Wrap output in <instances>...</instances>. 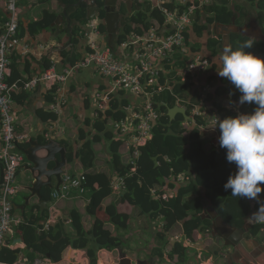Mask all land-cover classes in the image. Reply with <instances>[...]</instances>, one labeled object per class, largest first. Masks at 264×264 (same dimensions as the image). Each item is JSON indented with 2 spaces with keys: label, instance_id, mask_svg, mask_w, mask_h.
<instances>
[{
  "label": "trees",
  "instance_id": "obj_1",
  "mask_svg": "<svg viewBox=\"0 0 264 264\" xmlns=\"http://www.w3.org/2000/svg\"><path fill=\"white\" fill-rule=\"evenodd\" d=\"M57 1L63 4V9H66L70 21L85 26L89 20L85 3L79 4L80 0ZM230 1L213 0V3L197 10L195 21L185 32L188 54H202L211 61V71L207 78L214 85L215 92L208 94L207 102L217 98L225 104L229 100V94L237 92L234 85L216 73V58L223 48V39L221 36L213 34L209 29L210 26L217 23L227 26L234 23L238 26L244 25L243 20L248 11L238 6L232 7ZM249 1L257 6L258 20L260 25L264 26V1ZM21 3L29 4V0H18V5ZM165 6L169 9H183L182 6L177 5L175 0H165ZM57 15L58 12L45 10L39 19L31 21L28 26L29 32L34 35L45 29L55 30L56 28H53L52 24L56 22ZM101 17L104 18V15ZM7 18L6 8L3 9L0 5V37L5 32ZM164 21V14L154 6L153 0L139 2L129 23H123L118 28V33L114 35L111 45H109L106 28L101 23L100 29L103 35L101 45L110 47L117 54L121 45L131 34L143 35L152 27L161 28ZM24 32L25 28L20 23L17 32L18 39L21 40ZM69 32L71 49L66 51L64 48L60 52L67 65H75L87 53L88 46L79 25L72 27ZM205 33H208L207 36L204 35ZM247 39L249 38L240 33L232 32L230 45L235 49ZM83 42L85 53L81 57L76 48ZM246 51L264 57V42L256 41L254 46ZM28 61V58H23L17 52L12 55L11 74L8 77L10 83L40 74L45 70L28 75ZM169 86L170 88L164 89L154 96L159 118L153 128L152 138L140 148V154L135 159V164L130 163L132 149H128L124 139L117 138L114 130L110 127L112 121L121 120L126 116L123 109V106H127L129 103L126 98L120 101L111 96L107 111L100 112V116L96 120L87 121V125L92 126L94 131L87 132L84 128L79 129V140L83 141L82 144L72 142L71 139L61 141L67 149V165L78 161L85 170L88 189L95 194L90 203L82 210L76 207L71 210L69 207H62L61 210L65 216L50 224L47 229L44 228V224L40 223L48 218L47 210L42 211L41 214L35 213L33 207L29 212L23 214V222L19 229L23 232V240L26 244L25 253L31 262L35 259V253L40 252L50 255V259L57 263L63 259L68 248H73L86 250L89 264H98V250H121L124 242L115 234L110 222L93 213L100 203H103L105 215L110 220H116L118 217L121 201L133 206V215L145 218L147 225H152L155 228V254L161 261H166L167 253L171 260L178 258L177 264L186 261L187 249L174 239L176 236L185 234L186 237L194 240L196 239L195 231L199 233L211 232L210 225L204 222L200 216L201 208L205 202L216 207L220 216L236 227H242L247 215L252 210L257 211L261 204H264V189L258 194V200L253 205L245 198L227 196L223 190V183L237 169L235 164L227 162L226 150L220 145L217 147L213 145L214 136L212 137L211 133L207 134L209 135L208 140L203 139L205 133L201 127H212L209 121L200 116L195 118V122L186 121L182 114H178L174 119L169 116V110L177 106L178 98H192L193 102H197L199 92L193 94L191 86L179 80H172ZM57 91L58 87H53L49 91L51 103L55 101ZM20 92L28 91L16 92L15 100L19 97ZM185 106L188 108V115L191 116V107L186 103ZM239 106L243 113H250L256 107L254 104H240ZM210 112L217 117L218 121L228 116L238 115L234 108L226 107V105L220 106L214 114L212 110ZM42 116L45 120L55 121L58 119L56 112H43ZM184 122L186 124H183ZM40 139L42 142L48 141L43 135ZM28 146L29 143L20 145L21 151ZM134 167L135 169L132 170ZM179 174L189 176L190 180L185 183L175 182V177ZM116 176H123L126 184V189L118 194L114 193L111 187V181ZM2 180L3 166L1 164L0 184ZM165 189L171 193L175 192L167 200L156 198L152 193L153 190L163 193L167 191ZM51 191L50 188H44L43 197L50 199ZM191 194H198L199 197L184 202V199ZM64 202L65 200L60 201L58 207ZM66 202L69 201L66 200ZM193 211L194 213L191 214ZM88 218H91L92 221L90 230L85 227ZM65 220H71L75 228V236L67 233ZM180 222H183V228L180 226ZM263 228V223L254 221L249 229V236H258L262 233ZM19 253L20 249L6 244L0 252V259L6 263H13L18 259Z\"/></svg>",
  "mask_w": 264,
  "mask_h": 264
},
{
  "label": "built area",
  "instance_id": "obj_2",
  "mask_svg": "<svg viewBox=\"0 0 264 264\" xmlns=\"http://www.w3.org/2000/svg\"><path fill=\"white\" fill-rule=\"evenodd\" d=\"M153 1L154 6L165 16L163 26L161 28L152 27L143 35L131 34L120 47L125 54L111 56V49L102 47L103 35L100 29L102 22L95 17L89 19L82 29L88 51L79 62L75 65L64 66L62 69L52 62L42 73L10 83L8 77L11 74V58L21 44V40L17 37L20 12L18 0H6L5 8L8 18L5 21V32L0 37V163L3 166V180L0 184V252L6 245L13 226H20L23 222L22 218L15 214V197L19 193L17 183L19 170L27 163V158L21 151L20 145L28 143L31 137L28 132H20L16 127L14 107L16 92L33 91L42 84L50 88L58 87L60 91L61 86L77 71L94 67L101 75L109 78L114 87L111 93H96L95 119L100 116V112L107 111L112 98L111 94L116 89L133 94L138 98L136 103L124 107L126 116L123 119L110 123L116 137L123 138L127 148L132 149L130 163L135 164L140 148L152 138L153 128L159 118L154 96L170 88L169 83L172 80H179L190 85L192 80L207 75L211 71L209 58L202 54H188L185 32L195 21L197 10L213 3V0H175L177 5L182 6L181 10L179 8L169 9L165 6V0ZM212 89L213 86L208 80L202 88H199L197 102H193L192 98H189L190 100L178 98L177 106L185 107L187 112L188 108L185 103L191 107V116L186 121L195 122L197 116L209 121L212 127L202 126L201 128L206 135L211 133L212 137L214 136L212 143L217 147L220 131L218 127L213 128L216 127L218 119L210 114L207 103H205ZM239 105L236 97L230 98L228 107L234 108L237 114L243 113ZM46 135L48 140L53 136L52 133ZM134 169L135 167L132 170ZM62 180V185L58 189H52L50 194L49 202L52 204V212L57 209L60 201L82 197L89 190L84 171L77 173L65 170ZM189 180L190 177L185 174L175 177L177 183H185ZM111 187L116 194L123 192L126 189L125 178L116 176L111 181ZM165 190L167 191L163 193L153 190L152 193L156 198L167 200L174 193L168 189ZM174 239L188 246L193 245L192 239L184 234ZM0 264L32 263L22 258L13 263H6L0 259Z\"/></svg>",
  "mask_w": 264,
  "mask_h": 264
},
{
  "label": "crops",
  "instance_id": "obj_3",
  "mask_svg": "<svg viewBox=\"0 0 264 264\" xmlns=\"http://www.w3.org/2000/svg\"><path fill=\"white\" fill-rule=\"evenodd\" d=\"M230 3L232 7L238 6L241 8H245L248 11L247 15L245 16L246 18H244L243 20L244 25L247 24V17H252V19L255 22L256 21L259 22L257 17L258 8L256 5L251 4L249 0H231ZM5 4H6V0H0V5L2 6L3 9H5ZM47 9L54 13L58 12V15L64 16L61 25L58 26L52 24V27L56 28L55 30L45 29L42 30L41 32L39 31L38 33L32 35L28 30L29 24L31 23V21H35L39 19L44 13V11ZM251 9H253L255 14L252 13ZM19 12H20L19 13L20 23L25 28V32L23 37L21 38V44L16 49L15 52L20 54L23 58L29 59L28 61L29 66L27 68L28 75L43 71L44 69L48 68L52 64V62H55L60 69L66 66L67 64L64 62L60 51L61 49L64 48H66V51L71 49V44L69 45L71 39L69 30L72 29V27H77L78 25L80 30H82V28L84 27L75 21H70V19L67 17L68 14L64 15L66 9H63V4H61L57 0H29V4L21 3L19 5ZM214 26H216L215 35L221 36L223 41H224V35L226 33H229L231 37V33L234 32L230 28H228L227 25L217 23ZM261 27L263 28L264 31V26L261 25ZM84 46L85 44L83 42L82 45L79 44L76 48V50L81 54V57L85 53ZM117 54H125V52L122 48H120ZM217 58H216V64L218 68L219 65L217 63ZM216 73L218 74L217 69H216ZM207 75L196 78L190 82V86L192 88L193 94L194 93L196 94L199 88H202L205 82L209 80L207 78ZM212 86L213 89L211 90V92L213 93L215 92V88L214 85ZM113 88L114 87L112 81L109 78L101 75L94 67H88V68L80 69L78 72L73 74L72 77L66 83H64L61 86V90L60 91L58 90L56 92V99L53 103H51L50 100L51 96H49L50 95L49 91L52 88L44 84L40 85L33 91L20 92L18 95L19 97H17L14 104L15 112H16V127L20 132L26 131L30 134L31 138L36 139L40 142H42L40 139L42 138V135L45 136L46 138L47 133H52L53 136L51 139L57 140L60 143V145L63 146L64 148L66 147L61 143V141L63 140L71 139L72 142H77L78 144H82L83 141L79 140L80 137L79 129L84 128L87 132L94 131L92 126L87 125V121L96 120L94 117L95 109H96V105H95L96 93L97 92L111 93ZM238 93L239 92L237 91L234 94H229V100L226 103L229 104L230 98L238 97L237 96ZM111 96H114L120 101L126 98L127 100H129L128 103L129 105L134 104L138 101V98L133 94H130L125 91H120L118 89H116L111 94ZM214 101H216V99ZM205 103L209 105V102H207V100L205 101ZM221 103L222 105L226 104V103L223 104V102ZM228 104L226 105V107L228 106ZM124 107L125 106H123V109ZM212 111L213 114L216 113L215 108H212ZM43 112H56L58 115V119L55 121L45 120L43 119L42 116ZM204 135L206 136V134ZM205 136H203V139L208 140V136L206 137ZM58 158H60V155H58ZM51 165L54 166V163H52ZM65 170H69L77 173L82 171L85 172L84 168L81 167L78 161H76L72 165L69 166L66 165ZM17 183L19 186V193L15 197V214L18 217L22 218L23 214L29 212L30 209H32L33 207L35 213L41 214L42 210H40L41 208H39L40 207L39 198L32 197L29 200V204H27L26 202V198L30 196V192L26 188V186L29 184V178L24 167H22L19 170ZM53 183L54 185H56L57 180L53 179ZM94 194L95 193H93L91 190H88L87 193L82 197L70 199L68 200L69 201L68 203L65 200V202L60 207H57V209H55L53 212L51 211L52 204L49 202V208L46 209L49 214L48 218L46 219V221L42 220L40 223L44 224V228L46 229L48 222H50L49 224H52L62 219L65 216L62 213L61 210L62 207H69L70 210L76 207L82 210L90 203V200ZM257 200L258 199H252L251 200L252 204H255ZM210 207H214V206L210 205L208 202H205L201 208L200 213L202 212L204 213V211L206 212V209ZM93 213L109 221L114 229L115 234L119 236L124 242L123 248L118 251L98 250V264H119L121 251L126 252L128 249H131L129 247L130 245L134 244V240L137 236L156 235V232L155 234H152L153 230L155 231V228H153L152 225H148L146 229H140L137 222L140 220H144L145 218H140L139 216L136 217L135 215H133V206L123 201H121V205L119 208V215L116 218V220L114 219L110 220L109 217H106L103 203H100L96 207ZM86 220L87 221L85 222L86 225L85 227L87 230H90L92 226L91 218H88ZM248 222L250 223V228H251L254 219L251 218V220L250 221L248 220ZM65 223H66L65 225H66L67 233L71 234L72 236H75V228L71 220H65ZM139 223H142V221H140ZM179 224L181 227L183 226L182 222H180ZM19 228L20 227L17 225L13 226L12 231L10 232L7 238L6 244H10L15 249H20V253L18 254V259L25 258L29 262H31L25 253L26 244L23 240V232ZM211 230L213 229L211 228ZM211 234L209 233L201 234L198 231H195L194 236L196 237V239H194L195 241L192 240L193 245L191 246L185 245L184 243L178 241L187 249L186 252L187 259L182 264H230L227 258V256L230 254L224 255L225 253H220L217 251L218 244L223 243L224 246L226 245L224 240L217 235L215 238ZM244 237L254 242L258 241L259 244H264V228L262 233L256 237L249 236V233H246ZM202 241L204 242L205 245L201 244ZM147 242L148 240L147 241L145 240V243L149 246H151L153 242L156 246L155 237L151 239V243H147ZM215 243H216V256L212 249ZM147 245L143 243L137 246L136 248H138V250L140 251L141 250L145 251L147 250L146 249ZM202 246L204 248H202ZM220 247L221 249L223 248L222 246ZM254 247H255V254H260L261 252L257 248V246L254 245ZM193 252H195L196 254V257L194 259L196 263L188 257L191 256L192 255L191 253ZM154 255L157 256L155 253ZM128 256L131 258L134 257L133 260H137L135 254L133 255L129 254ZM165 256H166V261H161L158 256L157 259L153 258V256L148 257L147 255H145V253H143L142 258L146 259L148 264L178 263V258L171 260L170 258H168L167 253ZM31 263L32 264H89V260L87 257L86 250L68 248L63 259L60 262L55 263L50 259V257H48V255H44L40 252H36L35 259Z\"/></svg>",
  "mask_w": 264,
  "mask_h": 264
},
{
  "label": "clouds",
  "instance_id": "obj_4",
  "mask_svg": "<svg viewBox=\"0 0 264 264\" xmlns=\"http://www.w3.org/2000/svg\"><path fill=\"white\" fill-rule=\"evenodd\" d=\"M256 39L251 36L235 49L225 45L217 58L218 75L240 93L238 103L256 107L250 113L225 117L213 128H219V145L226 150L227 162L237 169L224 189L249 200L257 199L264 189V57L246 51ZM251 216L264 223V204Z\"/></svg>",
  "mask_w": 264,
  "mask_h": 264
},
{
  "label": "water",
  "instance_id": "obj_5",
  "mask_svg": "<svg viewBox=\"0 0 264 264\" xmlns=\"http://www.w3.org/2000/svg\"><path fill=\"white\" fill-rule=\"evenodd\" d=\"M82 2L89 5L86 9L88 19H93L99 15L98 12L100 7L97 5V0H80L79 4ZM66 14L65 12L64 15ZM117 17V13L109 14L107 17L106 31L109 36V45L112 44L114 35L118 33ZM63 18V15H58L53 25L60 26ZM228 28L248 38L255 36L257 38L256 41L264 42L263 28L259 22H255L252 17H247V24L245 25L238 26L234 23L229 25ZM224 41L225 44L230 45L229 33L224 35ZM106 48L111 49L110 47ZM111 56H117L112 49ZM178 114H182L186 120L190 118L185 107L175 106L169 110L171 119H174ZM28 143L29 146L23 149L27 158L24 169L29 178V184L26 188L30 192V196L26 198V202L29 204V200L32 197H37L40 199V208L44 211L49 208V199L43 198L42 192L44 188L58 189L63 183L62 175L67 165L66 148L61 146L55 139L43 143L31 138ZM58 155H60V158H58ZM52 163H54V166L51 165ZM53 179L57 180L56 185H54ZM207 209L209 218L213 219L212 228L214 234L224 240L225 246L235 250L234 256L231 254L227 256L230 264H264V246L259 244L258 241L254 242L244 237L246 233H249L250 223L248 221H246L245 225L242 227H236L226 222L214 207ZM254 245L260 250V254H255ZM48 257H50V255H48ZM119 264H148V262L142 259L133 260L129 258L125 252L121 251Z\"/></svg>",
  "mask_w": 264,
  "mask_h": 264
},
{
  "label": "flooded vegetation",
  "instance_id": "obj_6",
  "mask_svg": "<svg viewBox=\"0 0 264 264\" xmlns=\"http://www.w3.org/2000/svg\"><path fill=\"white\" fill-rule=\"evenodd\" d=\"M146 1H149V0H97V5L100 7V10L98 12L99 15L97 17L99 18V20L103 23V25L106 28L108 15L117 13L118 14V17H117L118 18V28H119L123 23H126V22L129 23V19L132 18L133 14L137 10L138 3L139 2L143 3ZM86 7L88 8L89 5L86 4ZM102 15H104V18L101 17ZM207 211H208V209H206V212L204 211V213L203 212L200 213V216H201L202 220L204 222H206L208 225H210V227L212 228L213 219L209 218V216H208L209 213ZM218 213L220 215L219 211H218ZM205 234H208V233H205ZM209 234H211L212 236H214L216 238V235L214 234V230H211V232H209ZM261 245L264 246V244H261ZM220 246H222L223 248L221 249ZM213 251H214V254L216 256V243L213 246ZM217 251L220 253H223L225 251L224 252L225 254H231L232 256H234V254H235V252H234L235 250L233 248H227L224 246L223 243L218 244Z\"/></svg>",
  "mask_w": 264,
  "mask_h": 264
},
{
  "label": "rangeland",
  "instance_id": "obj_7",
  "mask_svg": "<svg viewBox=\"0 0 264 264\" xmlns=\"http://www.w3.org/2000/svg\"><path fill=\"white\" fill-rule=\"evenodd\" d=\"M252 10V13H254L255 14V12L253 11V9H251ZM209 29L211 30V32L213 33V34H216V26H210L209 27ZM207 34L208 33H205L204 35L205 36H207ZM224 42V44H225V41H223ZM223 44V47L225 46V45H227V44H225L224 45ZM223 49V48H222ZM222 49H221V51H220V53L222 52ZM237 96H238V98H237V100H239V96H240V93H238L237 94ZM216 99V101H214ZM213 101H211V102H209V105L207 104V108H208V110H209V112L212 110V108H215L216 110L220 107V106H222V103L217 99V98H215ZM228 103H226L225 105H227ZM210 114H212V112H210ZM206 159L204 158V161H205ZM226 181L227 180H225L224 181V183H223V190L225 191V193L227 194V196H230L231 195V190H229V191H226L225 189H224V184L226 183ZM175 193V192H174ZM199 197V195L198 194H191V195H188L185 199H184V202L187 200V201H190V200H195V199H197ZM234 197V196H233ZM246 199V198H245ZM238 200H240L239 198H238ZM251 205H253L252 204V201L251 200H249V199H246ZM255 211L254 210H252L248 215H247V217L245 218V222H244V224L243 225H245V223H246V221H250L251 220V218H252V213H254ZM194 213V211L191 213V214H193ZM140 221H142V223H139ZM140 221H138L137 222V224L139 225V227H140V229H146L147 228V223H146V221H145V219L144 220H140ZM254 221L256 222V220L254 219ZM182 224H183V222H182ZM152 234H155V231L153 230V233ZM153 237H155V235L154 236H148V235H140V236H137L136 238H135V240H134V244H132V245H130V247L129 248H131V249H128L125 253L127 254V256L129 255V254H131V255H133V254H135L136 255V258H137V260L138 259H142V260H144V261H146V259H144V258H142L143 257V253H145V255H147L148 257H152L153 256V258H155V259H157L158 257L157 256H155L154 255V247H155V244H154V242L152 243V245L151 246H149V245H147L146 243H145V240L147 241L148 240V242L147 243H151V239L153 238ZM145 244V245H147V247H146V249L147 250H145V251H143V250H138V248H136L137 246H139V245H141V244ZM201 244L202 245H205L204 244V242L202 241L201 242ZM133 246V247H132ZM202 248H204L203 246H202ZM213 249V248H212ZM192 255L191 256H188L190 259H192V261H194V259H195V257H196V254H195V252H193V253H191ZM129 257V256H128ZM129 258H131V257H129ZM134 258V257H133ZM133 258H131V259H133ZM195 263H196V261H194ZM159 264H161V263H159Z\"/></svg>",
  "mask_w": 264,
  "mask_h": 264
}]
</instances>
